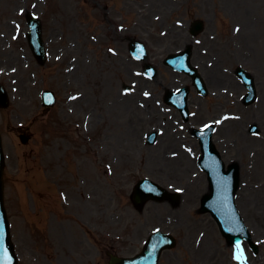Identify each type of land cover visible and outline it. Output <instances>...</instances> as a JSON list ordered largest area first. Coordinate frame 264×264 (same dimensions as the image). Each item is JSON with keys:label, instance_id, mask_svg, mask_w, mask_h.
<instances>
[{"label": "rangeland", "instance_id": "374dc122", "mask_svg": "<svg viewBox=\"0 0 264 264\" xmlns=\"http://www.w3.org/2000/svg\"><path fill=\"white\" fill-rule=\"evenodd\" d=\"M28 12L42 22L48 53L43 66L26 38ZM196 19L205 23L199 46L189 36ZM234 27L244 29L241 47ZM119 35L146 40L156 56L149 58L159 69L155 78L143 74L144 64L133 61ZM186 42L204 56L193 62L207 82L221 79L219 87L230 90L236 67L249 60L243 67L262 82L264 0H0V82L10 97L9 107L0 108L5 201L19 264H108L109 253H139L155 231L178 239L160 264H242L212 217L199 212L208 193L205 174L195 162L173 161L177 152L190 158L184 147L195 145L191 129L205 117L185 124L163 101L166 90L190 85L163 65ZM258 87L263 103L248 113L225 103V112L243 114L230 132L242 148L245 140L236 132L245 133L252 122L264 126V81ZM45 90L57 96L51 108L42 105ZM191 92L196 112L203 99ZM74 94L81 98L69 101ZM154 132L157 139L149 144ZM173 136L180 138L177 145ZM259 145L264 147V135ZM241 147L231 152L244 173L237 204L259 245L257 254L247 243L242 251L248 264H264V158H256L260 150L249 156ZM144 178L179 202L136 207L131 194Z\"/></svg>", "mask_w": 264, "mask_h": 264}, {"label": "water", "instance_id": "95a60500", "mask_svg": "<svg viewBox=\"0 0 264 264\" xmlns=\"http://www.w3.org/2000/svg\"><path fill=\"white\" fill-rule=\"evenodd\" d=\"M30 24L35 27V32L29 34L30 42L33 46L34 53L36 57L43 61L44 58V49L41 40V27L40 22L30 21ZM197 30L202 29V25L198 24L196 27ZM35 34V47L32 40V35ZM177 57L175 60L168 61L170 64H175L178 62L177 69L182 70L191 74L194 79H198L196 71L189 65L188 60L182 62ZM175 66V65H174ZM8 101L4 89L0 86V105L2 107L7 106ZM3 168H4V158L0 144V227L3 229V243L0 244V264H17V258L15 256L13 245L10 241L9 235V225L5 214L4 202H3ZM238 175L235 173L232 178V183L228 184L227 180L221 178L219 180L213 181L212 189L213 193L210 196H207L203 200V211H210L217 219L219 224L222 226V230L227 236L229 242H238L242 239H250L247 230L244 228L243 223L240 221L236 209L233 205V196L238 188ZM149 183L147 181L141 182L136 188V193L134 195L135 202L137 204H143L146 200L158 199L155 194H151L150 188H148ZM230 185V186H229ZM216 191V192H215ZM150 192V193H147ZM162 195L159 198L163 200L167 198V194L164 191H161ZM145 193V194H142ZM159 194V192H156ZM176 245L175 239L170 235H165L161 232H156L155 234L149 237V240L145 246V249L142 254L138 255L135 258L126 259V258H116L113 257L110 264H158L159 257L161 252L164 249L173 248ZM255 250L256 247H254Z\"/></svg>", "mask_w": 264, "mask_h": 264}, {"label": "flooded vegetation", "instance_id": "af4514ba", "mask_svg": "<svg viewBox=\"0 0 264 264\" xmlns=\"http://www.w3.org/2000/svg\"><path fill=\"white\" fill-rule=\"evenodd\" d=\"M189 36L190 37H195L192 35L191 31H189ZM239 39V41L236 43V45L238 47H241L240 43H241V38L242 37H237ZM247 37H245V42L247 44V40H246ZM233 40V38H232ZM197 42L198 43H201V39H197ZM243 44V43H242ZM247 54V53H246ZM204 56L203 55H200L199 58H198V61L203 59ZM250 61V60H249ZM248 61V62H249ZM248 62L244 63V64H240L244 67H247L248 66ZM238 65L236 67V69L240 66ZM236 69H235V72H236ZM235 83L233 84H229L230 87H232L230 90L229 89H224L222 86L219 87V85L222 84V80H216L214 79L213 81L209 78L208 79V82L206 81L205 84V88H206V96L203 97V101H204V107H205V112L206 114L204 115L205 117L203 118L205 121L207 119V117H209L210 115H212V119H216L217 117H219L223 112H225V103L226 102H231L233 101L236 106L242 111V112H248L247 110V106L244 105V92H245V86L244 84L242 83L240 77L238 76L237 72L235 73ZM225 85V84H224ZM241 91V93H240ZM235 92V93H234ZM237 95L238 96V99L239 97L240 100L238 99H235L234 96ZM242 99H243V103H242ZM251 128H252V125L250 124L247 128V134L244 135V139H245V143H244V146L242 148V150L245 151V154H249V156H251V151L253 148V146L251 145L252 142H255V135H258L260 134L261 132H264V126H263V129H260L259 132L257 134H252L251 133ZM254 140V141H253ZM223 138H220L219 140V145H218V149L220 150V144L221 146L223 145ZM222 151V150H221ZM220 151V152H221ZM221 154L223 155V153L221 152ZM253 155V154H252ZM259 158H264V155L263 154H259ZM251 160H254V158H251L249 163H251ZM253 176H256V174H253Z\"/></svg>", "mask_w": 264, "mask_h": 264}, {"label": "snow or ice", "instance_id": "6c2138e0", "mask_svg": "<svg viewBox=\"0 0 264 264\" xmlns=\"http://www.w3.org/2000/svg\"><path fill=\"white\" fill-rule=\"evenodd\" d=\"M236 31L238 32L239 28H237ZM145 95H147V93ZM226 119H227V117H226ZM2 243H3V229H2V227H0V244H2ZM237 248H239V245H237ZM237 258H239V257H237Z\"/></svg>", "mask_w": 264, "mask_h": 264}, {"label": "bare ground", "instance_id": "6f19581e", "mask_svg": "<svg viewBox=\"0 0 264 264\" xmlns=\"http://www.w3.org/2000/svg\"><path fill=\"white\" fill-rule=\"evenodd\" d=\"M243 30H244V29H243ZM243 30L241 29L240 32L242 33ZM183 157H184V158H187V156H186L185 154L183 155ZM190 163H191V161H187V164H188V165H189Z\"/></svg>", "mask_w": 264, "mask_h": 264}]
</instances>
